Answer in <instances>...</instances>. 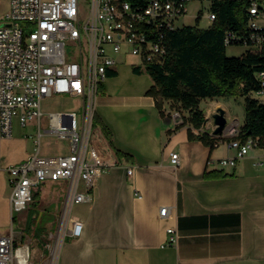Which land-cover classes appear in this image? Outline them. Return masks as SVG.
<instances>
[{
	"label": "crops",
	"instance_id": "obj_1",
	"mask_svg": "<svg viewBox=\"0 0 264 264\" xmlns=\"http://www.w3.org/2000/svg\"><path fill=\"white\" fill-rule=\"evenodd\" d=\"M134 66L120 62L102 86L96 113L111 132L113 149L122 154L120 164L100 173L92 201L72 206L68 230L80 219L83 233L62 235L57 264H264L261 151H251L235 167L210 163L234 156L236 149L228 139L214 149L191 139L194 127L179 122L169 103L161 113L148 94L153 80ZM174 152L178 163L172 162ZM127 167H133L131 175ZM215 170L229 175L206 176ZM47 182L63 185L64 193L37 189V199L41 206L54 202L57 210L61 207L62 218L67 181ZM11 194L10 176L0 170V236L18 231L17 220L19 225L30 220L29 213L22 215L30 206L12 213ZM163 207H168L166 215ZM171 227L179 233L175 244L168 243Z\"/></svg>",
	"mask_w": 264,
	"mask_h": 264
},
{
	"label": "built area",
	"instance_id": "obj_2",
	"mask_svg": "<svg viewBox=\"0 0 264 264\" xmlns=\"http://www.w3.org/2000/svg\"><path fill=\"white\" fill-rule=\"evenodd\" d=\"M8 1L6 22L0 25V170L10 176L12 213L29 208L35 187L42 182L61 179L67 186L63 221L54 242L46 244L42 259L31 260V240L12 228L10 234L0 236V264H57L62 235L79 237L83 233L80 219L73 220L68 230L72 206L92 201L100 173L120 164L110 139L95 121L105 80L128 55L139 57L145 66L162 63L167 53L165 33L176 27L190 0H148L137 7L128 0H93L85 22L81 21L79 0ZM250 1L253 16L249 30L242 34L228 31L226 42L239 40L264 48V27L257 22L261 5L259 0ZM215 18L211 12L210 19ZM136 40H143L142 50H135ZM261 76L263 88L259 94L264 99V72ZM55 95L81 98V108L45 114L42 100ZM212 114L207 113L206 123L194 132L216 136V145L228 139L236 154L210 159V163L235 167L256 149L262 151L259 163L264 162V143L253 137L242 140L238 120L214 134ZM175 115L183 122L179 111ZM14 117L22 127L34 121L38 137L34 138L36 146L31 155L5 165L1 142L12 137ZM44 132L68 140V153L42 156ZM172 162L178 163V153H172ZM127 173L131 175L133 167H127ZM167 210L163 207L162 214ZM168 235V243L178 242L175 228H169Z\"/></svg>",
	"mask_w": 264,
	"mask_h": 264
},
{
	"label": "trees",
	"instance_id": "obj_3",
	"mask_svg": "<svg viewBox=\"0 0 264 264\" xmlns=\"http://www.w3.org/2000/svg\"><path fill=\"white\" fill-rule=\"evenodd\" d=\"M128 1L137 7L145 5L148 0ZM250 6V0H211L209 10L216 15L211 25H176L166 31L167 53L164 61L146 65L154 82L148 94L154 97L162 114L165 113V104L169 103L175 112L181 113L184 124L201 128L207 121V112L201 106L203 99L241 94L245 96L246 112L240 125V138L246 140L253 137L264 143V99L259 94L263 88L264 48L239 40L226 42L228 31L242 34L249 30L253 16ZM262 10L261 7V13ZM200 18L199 15L198 21ZM231 44H245L248 48L242 55L229 56L227 46ZM133 69L143 72L140 66ZM95 121L113 143L110 130L97 113ZM190 138L200 139L213 149L217 146L218 138L208 132L196 135L190 130ZM115 150L120 158L122 154ZM227 175L224 170L206 173L207 177ZM38 197L39 192L35 191L34 199Z\"/></svg>",
	"mask_w": 264,
	"mask_h": 264
},
{
	"label": "rangeland",
	"instance_id": "obj_4",
	"mask_svg": "<svg viewBox=\"0 0 264 264\" xmlns=\"http://www.w3.org/2000/svg\"><path fill=\"white\" fill-rule=\"evenodd\" d=\"M210 1L211 0H190L187 6V12L177 19L176 25L178 27L189 24H198L199 27H208L211 25L213 23V19H210ZM92 2L93 0H79L82 22H85L91 9ZM259 2L263 10L260 16L257 18V22L261 27H264V0H259ZM8 7V0H0V25L6 22V13L8 11ZM199 15L201 18L198 21ZM68 47L69 50H71L72 47L70 44ZM247 48L248 47L245 44H231L227 46V54L229 56H239L242 55L247 50ZM126 61L131 64H140L142 66L143 73L151 77L146 70L145 64L139 57L128 55L127 57L121 58V62ZM216 100H219L223 104L226 110L228 124L235 120H238L240 125L244 122L246 112L245 96L238 94L220 96L216 98H205L202 100L201 106L205 109V111H207V113H214L218 108H220H217L214 102ZM81 105V98L70 95H55L46 97L42 100V111L47 114L67 109L79 110ZM31 135L33 136L31 137ZM37 137L38 128L34 121H29L26 127H21L18 117H14L12 137H10V140L8 141L3 140L1 142V151L5 162L15 163L18 161V159H22L24 157L26 158L31 155L35 151V140ZM63 153H68V140L44 132L41 137V155L56 156ZM63 188L64 186L61 184L56 185L55 183L42 182L35 187V191L40 189L41 193L48 191L51 194H61L64 193ZM29 206L31 210L28 209L22 215L26 218L29 213L30 220H24V224L21 225L18 224L17 220L15 222L14 228L15 230L18 229V232H21L24 238L31 240V260L37 261L41 258V252L43 249L42 243L47 241L48 243L54 242L55 234L53 233H55L58 229L60 220L63 221V217L61 218L62 208L60 207V209L57 210L56 204L54 202L49 204L47 207L46 204H42L41 206V203L38 201V199L34 200V198Z\"/></svg>",
	"mask_w": 264,
	"mask_h": 264
},
{
	"label": "water",
	"instance_id": "obj_5",
	"mask_svg": "<svg viewBox=\"0 0 264 264\" xmlns=\"http://www.w3.org/2000/svg\"><path fill=\"white\" fill-rule=\"evenodd\" d=\"M6 25H10V24H6ZM213 119H214V123H215V129H214V134H219L221 133L227 123V118H226V112L223 108H218L217 111H215L213 114Z\"/></svg>",
	"mask_w": 264,
	"mask_h": 264
},
{
	"label": "bare ground",
	"instance_id": "obj_6",
	"mask_svg": "<svg viewBox=\"0 0 264 264\" xmlns=\"http://www.w3.org/2000/svg\"><path fill=\"white\" fill-rule=\"evenodd\" d=\"M142 48H143V40H136L135 50H142Z\"/></svg>",
	"mask_w": 264,
	"mask_h": 264
}]
</instances>
